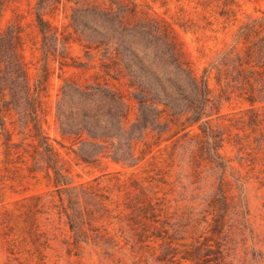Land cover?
Returning a JSON list of instances; mask_svg holds the SVG:
<instances>
[{"label":"rangeland","instance_id":"obj_1","mask_svg":"<svg viewBox=\"0 0 264 264\" xmlns=\"http://www.w3.org/2000/svg\"><path fill=\"white\" fill-rule=\"evenodd\" d=\"M136 1L148 16L173 27L183 58L197 76L207 70L212 100L204 120L223 138L217 152L224 166H217L213 155L208 158L206 142L200 152L195 143L196 138L201 139L200 134L196 136L200 133L197 124L178 141L172 138L152 146L136 166H122L109 158L89 165L80 162L78 145L60 135L53 106L65 78L91 80L98 71L97 56L89 60L73 33L67 64H60L59 54L45 56L35 21L36 0H7L0 6V29L13 21L21 25V56L30 86L43 78V68L47 71L44 127L50 142L69 167L74 183L97 177L109 195L105 201L109 213L92 222L86 240L75 242L65 217L53 207L58 199L50 180L41 171L33 177L26 168L31 164L28 158L25 164L6 162L0 136V208L23 196L40 194L46 212L39 217V225L48 237L42 263L25 250L28 245L18 243L14 247L18 253L13 254L0 239V264H18L15 256L21 264H264V121L250 124L249 102L235 93L226 99L224 83L215 79V66L223 56L240 49L236 42L239 27L264 15V0ZM70 12L68 7L64 12L60 5L51 17L59 28V38L68 23L65 13ZM66 31L72 28L67 26ZM57 46L61 47L59 40ZM146 51L151 53L152 47ZM103 78L124 94L128 108L125 124L129 126L137 114L131 89L124 78L117 81L100 76ZM253 106L258 118L264 116V101ZM21 138L22 134L16 133L12 137L13 141ZM147 141H152L150 135ZM209 149L213 153L214 149ZM192 153L196 154L194 161ZM133 179L144 195L137 197L139 190L131 185ZM139 198L144 203L157 202L158 221L146 220L149 227L144 241H139L137 234L142 213L137 215L134 210ZM94 212L95 216L101 213ZM146 214L149 216V208ZM205 259L209 261L203 263Z\"/></svg>","mask_w":264,"mask_h":264},{"label":"trees","instance_id":"obj_2","mask_svg":"<svg viewBox=\"0 0 264 264\" xmlns=\"http://www.w3.org/2000/svg\"><path fill=\"white\" fill-rule=\"evenodd\" d=\"M6 1L0 0V6ZM60 5L64 12L67 7L71 12L65 13L68 23L59 32V38V28L51 17ZM34 8L40 48L45 56L59 54L60 64H67L73 33L85 56L98 59V71L91 75V80H63L53 106L60 135L78 145L76 155L80 162L89 165L109 158L122 166H136L152 146L172 138L178 141L197 124L200 133L196 136L200 134L201 139L196 138L195 143L200 152L207 146L208 158L213 155L217 166H224L217 152L223 138L204 120L212 100L207 70L198 76L194 73L168 22L148 16L136 0H36ZM67 26L72 31H66ZM236 42L240 49L223 56L215 66V79L218 84L224 83L226 99L235 93L249 102V123L255 125L264 121V116L258 118L253 106L264 101V15L240 26ZM22 43L18 22H9L0 29V136L5 161L25 164L28 158L31 164L26 168L33 177L36 172H43L57 195L58 202L53 207L65 217L74 241L86 240L88 229H93L92 222L108 215L105 201L109 195L97 177L74 183L69 167L61 162L44 127L47 71L43 68V78L30 86L21 56ZM149 46L151 53L146 51ZM100 76L117 81L124 78L131 89L137 114L129 126L125 124L128 108L124 94ZM14 133L22 134L20 141H13ZM148 135L152 141H147ZM27 138L31 142H24ZM204 142L206 146H202ZM209 147L214 149L213 153ZM191 158L196 160V154L192 153ZM131 185L138 188L137 197L145 194L137 180H131ZM140 199L136 200L134 210L137 215L142 213L137 234L139 241H144L149 227L146 220L158 221L157 202L144 203ZM94 211L101 213L95 216ZM45 212L40 194L23 196L11 206L0 208V239L10 253H18L14 247L23 243L28 245L26 251L43 262L48 237L40 229L39 217ZM184 258L193 260L192 256ZM14 259L21 264L19 256Z\"/></svg>","mask_w":264,"mask_h":264}]
</instances>
